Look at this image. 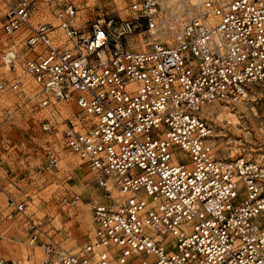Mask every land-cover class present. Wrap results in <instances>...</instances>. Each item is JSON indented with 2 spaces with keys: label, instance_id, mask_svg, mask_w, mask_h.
<instances>
[{
  "label": "built area",
  "instance_id": "built-area-1",
  "mask_svg": "<svg viewBox=\"0 0 264 264\" xmlns=\"http://www.w3.org/2000/svg\"><path fill=\"white\" fill-rule=\"evenodd\" d=\"M40 1L3 0L0 30L21 41L33 85L8 89L41 109L77 108L63 139L99 189L75 250L42 240L26 204L7 198L5 216L23 217L41 264H264V162L217 159L200 115L264 84V0H130L127 18L92 21L74 0L47 2L40 18ZM44 160L53 170L59 153L48 147Z\"/></svg>",
  "mask_w": 264,
  "mask_h": 264
},
{
  "label": "rangeland",
  "instance_id": "rangeland-1",
  "mask_svg": "<svg viewBox=\"0 0 264 264\" xmlns=\"http://www.w3.org/2000/svg\"><path fill=\"white\" fill-rule=\"evenodd\" d=\"M52 1H40V18L50 19L51 6L47 2ZM74 1L81 19L92 21L127 18L130 0ZM4 11L5 4L0 0V13ZM9 53L14 55L11 64L6 63ZM24 59L25 52L19 38L4 35L0 30V83L6 85L0 90V253L8 264H41L42 249L38 244H28V225L23 217L7 219L5 216L9 211L7 198L26 204V215L38 224L43 232L42 240L48 235L61 247L75 250L91 236L90 208L99 189L94 174L67 150L63 139L67 119L75 120L77 108L63 105L67 112L62 116L57 104L41 109L17 99L8 89L14 80L32 88L23 69ZM240 101L245 106L236 103L230 107L233 112H241L236 127L240 134L228 130L230 125L226 121L222 125L217 121V115L223 111L220 107L224 106L215 105L214 114L206 118L212 129L214 156L222 161L243 158L264 162V84L250 85ZM45 119L51 123L50 131L42 128ZM48 147L59 153V165L53 170L43 167ZM175 153L178 159L184 157L179 150ZM72 193L79 194V203L63 206L60 198Z\"/></svg>",
  "mask_w": 264,
  "mask_h": 264
},
{
  "label": "bare ground",
  "instance_id": "bare-ground-1",
  "mask_svg": "<svg viewBox=\"0 0 264 264\" xmlns=\"http://www.w3.org/2000/svg\"><path fill=\"white\" fill-rule=\"evenodd\" d=\"M117 3V2H116ZM120 3V2H119ZM121 5V4H120ZM11 55H13L12 53H10ZM237 104H238V106H242L243 104H244V102L243 101H238L237 102ZM59 107H60V113H61V115L63 116V115H66V112H67V110H66V107L65 106H63V105H61V104H57ZM243 106H245V104L243 105ZM215 105H212V104H206V105H204V106H202L201 107V110H200V115L202 116V117H205V118H207V117H209V116H211V115H213L214 114V109H215ZM217 108V107H216ZM247 108V107H246ZM220 109L221 110H223V111H221V112H219L220 114H218L217 115V117H216V119H217V121L220 123V125H222L223 124V122L224 121H226L227 122V124L228 125H230L229 127L230 128H228V130H230V131H232L233 130V133H238V134H240V132L236 129V127H237V124L238 123H240L239 121V119L238 118H241V116H240V111L239 112H233V110L232 109H230V107H227V106H224V107H220ZM245 109V108H244ZM217 112V111H216ZM250 112V111H249ZM254 115H256V114H254ZM231 117H232V119H231ZM208 119V118H207ZM211 119V118H210ZM214 119V118H213ZM242 122V121H241ZM242 124V123H241ZM220 125H218V126H220ZM239 127V126H238ZM242 129V128H241ZM242 131V130H241ZM263 133V132H262ZM229 156H231V155H229ZM92 198V197H91ZM85 217V216H84ZM2 235V234H1ZM3 238V237H2Z\"/></svg>",
  "mask_w": 264,
  "mask_h": 264
}]
</instances>
